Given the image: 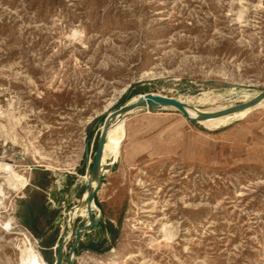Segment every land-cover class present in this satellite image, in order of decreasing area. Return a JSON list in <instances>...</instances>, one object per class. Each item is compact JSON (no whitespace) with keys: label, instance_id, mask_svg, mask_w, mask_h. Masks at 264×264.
Segmentation results:
<instances>
[{"label":"rangeland","instance_id":"rangeland-1","mask_svg":"<svg viewBox=\"0 0 264 264\" xmlns=\"http://www.w3.org/2000/svg\"><path fill=\"white\" fill-rule=\"evenodd\" d=\"M262 91L264 0H0V165L28 182L14 190L0 169V264H23L25 241L54 264L58 247L17 215L46 186L66 209L80 202L114 107L149 92L222 110ZM155 108L126 118L118 147L106 141L100 224L74 264H264V100L218 124Z\"/></svg>","mask_w":264,"mask_h":264},{"label":"water","instance_id":"water-1","mask_svg":"<svg viewBox=\"0 0 264 264\" xmlns=\"http://www.w3.org/2000/svg\"><path fill=\"white\" fill-rule=\"evenodd\" d=\"M264 98V91L257 94L255 97H253L250 100L244 101L240 104L230 106L229 108H225L223 110H218L215 112H198V117H192L190 116L189 112L186 110L184 104L180 102L179 100L175 99L171 96H160V95H154L151 93H147L146 96L139 98L136 102H133L132 104H122L118 105L113 108L112 112L109 113L101 125V133L99 136V140L96 145V149L94 152V158L91 164H88L87 172L89 171L91 174V177L93 180H97V185L94 186L92 182H88L87 189L89 190V194L87 196L88 201V217L85 223L81 224L76 229V235L73 245L71 246L69 253L67 255V264H74L75 263V254L76 251L80 245V242L83 239V236L85 233L91 231L92 229L99 226V217L96 216L94 212V206L93 203L95 202L96 195L100 190V187L102 185L103 175L104 173L101 172V157L104 150V145L106 143V137L108 129L111 125L112 118L116 117L117 115H122L125 118H129L133 114H135L136 110L141 112L145 111L147 108H151L152 110H155L154 104H172L180 108L182 114L187 118L190 122H198L199 118L206 119L211 117L220 116L223 114L231 113L234 111L242 110L248 106H252L256 103H258L261 99ZM127 102V101H126ZM89 153L87 151L86 156H88ZM86 189V190H87ZM74 207H71L67 209L66 211V219L70 220L71 217H69V211L73 210ZM63 216H60L58 219V222L62 220ZM68 236V231L65 229L62 239L60 240L58 244L56 259L54 264H62L64 260V248H65V239Z\"/></svg>","mask_w":264,"mask_h":264},{"label":"bare ground","instance_id":"bare-ground-1","mask_svg":"<svg viewBox=\"0 0 264 264\" xmlns=\"http://www.w3.org/2000/svg\"><path fill=\"white\" fill-rule=\"evenodd\" d=\"M160 96H162V95H160ZM176 99L184 104L186 110L190 114L197 115L199 111H202V112H215V111H218V110H210V109H207V108L203 109V108H200L197 104L191 103L189 101L186 102V101H184L182 99H179V98H176ZM263 100H264V98L261 99L258 103H260ZM258 103H256V104H258ZM256 104H254V105H256ZM153 106H157V107H159V109L163 108V107H175V108L180 110V108H178L177 106L172 105V104H161V103H159V104H154ZM226 108H229V107H226ZM223 109H225V108H223ZM247 111H248V109H242V110L234 111V112H231V113H235V114L240 113V115L241 114L244 115V114H246ZM231 113H227V114H223V115H220V116L211 117V118H207V119L209 121H211V123L212 122H216V121L217 122L218 121H221V122L222 121H227V120L231 119V117H233V114H231ZM199 119H201V118H199ZM125 120H126V118L123 117L122 115H120V114L117 115L116 117L112 118L111 125H110V127L108 129L106 141H108L109 139H112L113 143H114V146H116V147H118L119 144H120V134H119V132L124 128ZM106 161H107V155L103 152L102 157H101V172L102 173H104ZM0 169L6 171L8 173L6 181H7L8 185L12 189L20 190L22 187H25L27 185V183H28L27 182V178L24 175H22L19 172H17L8 163H2L0 165ZM89 177H90V180L88 182H92V184L94 186H96L97 183H98L97 180H93L92 177H91V174L89 175ZM88 194H89V190L87 189L84 192L83 197L81 198L80 202L74 206L73 210L69 211V213H68L69 217L72 218V213L74 211H75V213H74V216H75L78 212L83 210L82 208H87V206H88V201H87ZM0 195H5L4 188H3L1 183H0ZM93 206H95V203H93ZM4 228L8 232H14L16 234L26 235L25 232L21 228H16L13 225L12 221L6 222ZM21 257H22V263L23 264H38V262H39L38 261V254H37L36 250L32 246H28L27 245V241H25V245L23 247H21Z\"/></svg>","mask_w":264,"mask_h":264},{"label":"crops","instance_id":"crops-1","mask_svg":"<svg viewBox=\"0 0 264 264\" xmlns=\"http://www.w3.org/2000/svg\"><path fill=\"white\" fill-rule=\"evenodd\" d=\"M140 94V93H139ZM187 119V118H186ZM169 128V126L163 127V129ZM191 129V128H190ZM187 129L185 132L184 140H189L191 136V130ZM50 188H42V204L41 206H32L27 214H18L17 217L23 222L27 227L37 231V237L42 240L44 246L53 248L58 247L60 240L63 237L65 229H67L66 222V211L63 205H58L50 199ZM42 208V221L41 212ZM45 216H50L43 218ZM60 216L62 220L58 222Z\"/></svg>","mask_w":264,"mask_h":264},{"label":"trees","instance_id":"trees-1","mask_svg":"<svg viewBox=\"0 0 264 264\" xmlns=\"http://www.w3.org/2000/svg\"><path fill=\"white\" fill-rule=\"evenodd\" d=\"M31 230L33 231L34 234H37V231L33 229ZM80 247L84 249L94 250V251H102V248H99L96 244H91L88 241L82 243Z\"/></svg>","mask_w":264,"mask_h":264}]
</instances>
